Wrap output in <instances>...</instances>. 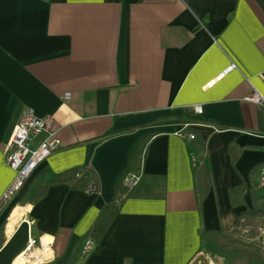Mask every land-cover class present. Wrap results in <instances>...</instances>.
Returning a JSON list of instances; mask_svg holds the SVG:
<instances>
[{
	"label": "crops",
	"instance_id": "obj_1",
	"mask_svg": "<svg viewBox=\"0 0 264 264\" xmlns=\"http://www.w3.org/2000/svg\"><path fill=\"white\" fill-rule=\"evenodd\" d=\"M229 60L238 69L216 78ZM252 88L264 98V0H0V196L24 108L63 125L0 209V264H23L29 238L48 243L34 264H198L202 233L264 217ZM185 124L194 139L176 134ZM136 144L141 180L120 194Z\"/></svg>",
	"mask_w": 264,
	"mask_h": 264
},
{
	"label": "built area",
	"instance_id": "obj_2",
	"mask_svg": "<svg viewBox=\"0 0 264 264\" xmlns=\"http://www.w3.org/2000/svg\"><path fill=\"white\" fill-rule=\"evenodd\" d=\"M234 69H238L237 64L233 60H229L227 66L219 72L216 78H222ZM70 98L71 94L69 92L64 93L62 96L63 101ZM245 100L254 104H264L263 96L255 88H252V92L245 97ZM193 109L196 113L202 111L201 106L198 104L193 105ZM61 126H63L62 122L55 114L38 116L32 108H24L19 121L13 127L5 148V163L13 170L14 176L0 196V209L18 194L34 169L60 148L61 140L58 131ZM188 127L185 124L176 134L188 140L194 139L195 135ZM260 136L264 141V133ZM37 138L39 139L35 142ZM143 158L141 156L134 168L124 175L121 181L123 188L130 190L139 183L142 175ZM259 184L264 186V166L260 169ZM97 191L98 187L94 181L89 182L85 187L86 193H96ZM47 245L46 240L29 238L21 253H25V256L32 260L35 259L37 248L43 250ZM93 246V237H85L81 245V253L87 256Z\"/></svg>",
	"mask_w": 264,
	"mask_h": 264
},
{
	"label": "rangeland",
	"instance_id": "obj_3",
	"mask_svg": "<svg viewBox=\"0 0 264 264\" xmlns=\"http://www.w3.org/2000/svg\"><path fill=\"white\" fill-rule=\"evenodd\" d=\"M121 189L123 186L118 190L120 194ZM201 240L196 259L198 264H264V254L260 249L264 247L263 216L246 215L230 234L202 233ZM21 263L22 257L17 259L16 264Z\"/></svg>",
	"mask_w": 264,
	"mask_h": 264
},
{
	"label": "trees",
	"instance_id": "obj_4",
	"mask_svg": "<svg viewBox=\"0 0 264 264\" xmlns=\"http://www.w3.org/2000/svg\"><path fill=\"white\" fill-rule=\"evenodd\" d=\"M137 146H138V144H136V148H134V150L132 151L131 156H130V163H129L128 167L126 168V170L121 174V176L118 180V184L119 183L121 184V181H122L124 175L134 168V165L137 162L136 158L140 152V150L137 149ZM74 172H75V170L71 171L70 173H72L74 175ZM114 200H115V198H114ZM114 200L112 201L111 204H108L107 206H105L103 208L101 215L98 218L97 223L95 225L96 228L99 227L100 229H105V227L111 221L113 213L116 211L115 206H114Z\"/></svg>",
	"mask_w": 264,
	"mask_h": 264
},
{
	"label": "bare ground",
	"instance_id": "obj_5",
	"mask_svg": "<svg viewBox=\"0 0 264 264\" xmlns=\"http://www.w3.org/2000/svg\"><path fill=\"white\" fill-rule=\"evenodd\" d=\"M38 252H39L38 250L35 251L36 254H38ZM41 255H42V254H41ZM23 260H24V263H23V264H30L31 259H30L29 262L26 260V258H24ZM34 263H36V262H35V261H31V264H34Z\"/></svg>",
	"mask_w": 264,
	"mask_h": 264
}]
</instances>
